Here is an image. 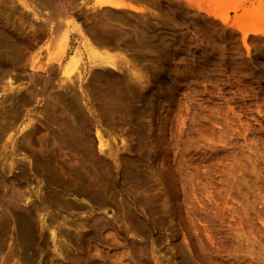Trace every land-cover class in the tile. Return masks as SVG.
<instances>
[{
    "label": "rangeland",
    "instance_id": "1",
    "mask_svg": "<svg viewBox=\"0 0 264 264\" xmlns=\"http://www.w3.org/2000/svg\"><path fill=\"white\" fill-rule=\"evenodd\" d=\"M67 1L0 0V264H264V0Z\"/></svg>",
    "mask_w": 264,
    "mask_h": 264
},
{
    "label": "bare ground",
    "instance_id": "2",
    "mask_svg": "<svg viewBox=\"0 0 264 264\" xmlns=\"http://www.w3.org/2000/svg\"><path fill=\"white\" fill-rule=\"evenodd\" d=\"M65 1L64 0H45V2H46L45 7L50 10V12L46 13V17H45L46 21L44 20L46 23L54 24L55 22L53 23V21L56 18L57 19L63 18L62 20H64V18L67 19V18L72 17L73 13L71 11L72 10L71 2H69L67 0H65ZM22 2H23V0H22ZM94 8L95 9L111 8V9H114L117 11L131 10V12L133 11L136 13H138V11H139L136 7H134L132 5H128L127 3H124L123 1H120V0H95ZM32 12L34 13L35 16H38L41 18L42 14H41V11L39 9L33 8ZM115 18H117V17H112L110 19L102 18L103 21L100 22L99 25L95 24L96 26H94V27L92 26V31L90 30L91 31L90 36L93 35L92 37L94 39L95 38L98 39L100 42V45L101 46L103 45V47H105V49L110 50V53L112 51H114V49L117 48L119 45L123 44V42L133 41V42H137V43L140 42V43H145V44L150 43L149 42V40H150L149 35L147 34V31L145 29H142V30L141 29H128L124 25L119 23L117 21V19H115ZM97 20L95 23H97V22L99 23L100 20L99 21H97ZM60 21L58 20L59 23H60ZM1 35H2V33L0 32V39H3ZM156 36H158V35L156 34ZM98 40L97 41L93 40V41L98 42ZM8 44L9 43L6 42L5 39L0 40V50L3 51L4 49H6L9 46ZM154 46H156V44ZM109 47H110V49H109ZM75 55H76V58H75ZM78 58H77V54H74L73 59L71 61V64H73L74 67L77 64H79L78 62L80 59H78ZM102 59H103L102 61H100L101 59L99 60V63L96 60H94L98 63V64H96L94 62V64H95V66L97 65L96 67H101L104 69H110V78H108V76H105V79L107 81L110 80V85H108L110 87H108V91H110V95H112L115 91V89H114L115 84H113V80H112V78H113L112 72L113 71L119 72L121 70L120 65H122V63H124V62H122V63L118 62L117 58L114 56H111V55H110V59H109L107 54ZM120 60L122 61V59H120ZM124 60H126L125 57H124ZM126 63L128 64L127 60H126ZM80 73H82V72H80ZM9 84H11V82H9ZM11 86H12V84H11ZM75 132L78 133L77 135L79 137L84 136V133L80 128H76ZM97 138L99 139L100 149H102L104 147L103 137L101 136V134L97 133ZM1 179H2V181L0 180L1 184L2 183L5 184V178L1 177ZM16 201L18 202L19 200H16Z\"/></svg>",
    "mask_w": 264,
    "mask_h": 264
}]
</instances>
